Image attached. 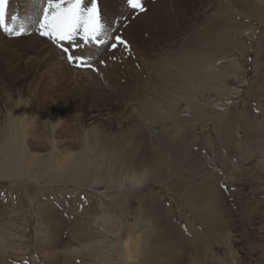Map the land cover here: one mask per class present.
Instances as JSON below:
<instances>
[{
	"label": "rangeland",
	"instance_id": "obj_1",
	"mask_svg": "<svg viewBox=\"0 0 264 264\" xmlns=\"http://www.w3.org/2000/svg\"><path fill=\"white\" fill-rule=\"evenodd\" d=\"M156 1L143 0L145 10L138 12L131 9L126 0H96L100 22L109 27L108 36L105 37L109 43L100 48L86 45L83 48L72 49L67 41L61 42L70 49L74 56H87L93 53L97 73L91 69L74 67L67 61L60 47L48 37L39 34L35 21L40 19L41 11L45 6L41 0H9L6 5L5 26L12 25L15 30V23L11 20L12 16L20 20L28 18L31 23L26 34L20 36H12L0 30V141L5 140L4 135L8 134L7 128L10 125L9 115L11 114L15 116V119L17 117L28 119L27 136L24 140L21 138L17 141V148L24 151L26 157L29 158L35 154L44 155L56 147V152L53 154L55 158H60L62 152L73 154L83 152L85 133L90 132L89 141L93 143L96 136L92 135V128L99 131L107 129L114 137L115 122L117 119L124 118L126 110L141 114L145 117L146 128L144 129L148 133L146 145L156 143L157 148L160 146L159 143L168 141L182 149L190 150L198 157V160L200 159L199 162L203 163L205 169L219 174L218 188L225 206L232 211L235 210L234 212L240 215V218L241 216L245 218L240 226V231L244 232L240 234L258 247L264 242V231L252 227L248 219L252 218L251 220L255 223L253 216L258 218L260 222H257V225L254 224L255 226L264 223V175L256 171L257 162L264 160V98L257 93L258 89L263 88L261 79L264 78V73L258 75L257 78L252 76L255 66L264 71V45L260 51L255 49L257 41H261V37L264 40L262 34L264 25L258 27L257 30L253 29L255 25H258L257 22L240 14L230 6L229 0H164L154 13L155 15L150 14L148 19L145 18L142 21L141 18L149 14L150 10H147L149 4H154ZM256 1L261 5L264 4V0ZM82 6L90 7V4L85 3ZM139 13L142 14L141 17ZM218 18L226 23L236 24L231 29H227L225 36L228 38L229 35L234 43L242 45L241 50L231 51L230 55L225 56L224 59L243 57V53L249 55L247 73L245 79H241L239 96L233 93L226 99H235L230 104V109L242 104L245 99L249 100V104L251 103L249 106L252 117L249 120V128H247L257 144L253 151L252 147L247 144L249 139L246 136L243 121L233 133L237 143H233L229 150L227 143L230 140L219 144V132L215 130L213 124L203 127L202 124L193 122L183 127L182 122L171 117V112L154 107L156 103L163 102L165 98L179 97L180 93V96L190 93L183 84L189 81L195 83L197 77L200 79L201 74L199 72L193 74L192 71L185 69L187 65L179 66V62L191 57L190 59L197 61L200 68L207 63L201 59L202 53L200 49L198 50V45L193 44L195 41L192 42L191 39H194L193 34L199 28L210 23L212 19ZM240 25L249 26L250 29L245 30L246 34L242 33L243 27ZM117 35L127 42V48L115 40ZM111 43H117V48L112 49ZM54 52L59 54L56 55ZM255 56L262 59H254ZM100 61L104 63L101 64ZM177 78L181 81H179L180 88ZM248 88L251 90L247 91ZM226 99L224 102L228 101ZM241 155L246 156L244 158ZM216 159L219 160L215 162ZM170 161L169 156L163 157L164 168L169 172L171 171ZM239 166L242 167L240 170ZM244 168L247 172L243 171ZM107 173H114L112 177H118L124 172L122 173L116 164L113 168L106 170ZM188 174L189 172L183 174L186 181L197 184L206 183L205 178L201 180L193 174L189 176ZM183 175L177 176L180 178ZM62 188L58 194L45 189L42 197L46 198L44 199L46 203H51L50 207L61 213L65 221L58 244V249L64 253L57 255L56 264H87L90 262V259H87L91 255L86 252L80 254L70 245L78 246L77 240L72 241L77 230L92 227L94 218L100 212L98 205L101 204V199L92 195L88 196L85 191L75 193L76 191L70 185ZM99 190L103 191L102 188ZM140 190L141 188L130 191V194L126 195V197L129 196L128 200L131 198L132 206L128 207L129 209L125 206L126 210H124L125 207L117 209V215L131 218L140 212V205L144 199L141 191L145 194L146 201L151 202L152 205L166 209L176 206L178 210H182V206H188L183 201L185 191L175 188L166 181L162 180L160 184L148 181L143 186V190ZM23 195L24 192L19 184L9 185L8 180H0V236L8 234L4 238L5 241L12 245V249L20 252L19 257L12 259L14 263L30 264L32 256L24 253L25 245L18 247L20 242L18 237L27 228L28 234L34 231L35 219L29 216L35 205L32 206L28 196ZM129 211L130 215L127 213ZM25 214L29 219L24 218ZM12 223L22 224V226ZM29 241L34 244L31 250L35 249L37 246L35 239L31 236ZM22 254H24L23 257ZM34 257L40 260V256L35 255ZM45 261L51 264V261L46 258L41 264H45ZM1 262L5 263L0 260Z\"/></svg>",
	"mask_w": 264,
	"mask_h": 264
},
{
	"label": "bare ground",
	"instance_id": "obj_2",
	"mask_svg": "<svg viewBox=\"0 0 264 264\" xmlns=\"http://www.w3.org/2000/svg\"><path fill=\"white\" fill-rule=\"evenodd\" d=\"M163 1L157 0L156 3L149 4L147 8L148 11L150 10L149 14L141 18L142 21L145 18L148 19L150 14L156 13ZM229 1L230 6L240 14L257 22L258 25H255L253 29L257 30L258 27L264 25V4L261 5L256 0ZM139 16L141 17L142 14L139 13ZM209 22L199 28L193 34L194 39H191L192 42L195 41L194 45H198V50L200 49V53H202L201 59L207 63H204V66L200 68L197 61L190 59L191 57L189 59L187 57L188 60L186 61L179 62V66L187 65L188 67L185 69L192 71L193 74L199 72L201 74L200 79L197 77L196 82L193 80L195 83L189 81V83L183 84L185 89L190 92L188 95L180 96V93L179 97H175L174 94V97L165 98L163 102L152 106L171 112V117L182 122L183 127H187L193 122L200 123L203 127L213 124L215 130L219 132V144L230 140L227 143L229 150L233 143H237L233 133L243 121L246 136L249 139L247 144L252 147L251 150L253 151L257 144L253 141L251 131L249 132L248 129L249 120L252 117L249 106L251 103L249 104V100L245 99L242 104L232 105L234 108L230 109V104L235 99H226L228 95L233 93H237V97L239 96L241 79H245L247 73L249 55L243 53V57L231 60L224 59L225 56L230 55L231 51L241 50L242 45L234 43L229 35L228 38L225 36L227 29H231L236 24L226 23L219 18ZM240 26L244 28L241 31L245 34V30L250 29L247 25ZM262 34L264 36L263 32ZM261 38V41H257L255 48L257 51H260L264 45L263 37ZM225 41L226 43H224ZM184 53L186 52L184 51ZM198 57L200 56L198 55ZM254 59L262 58L255 56ZM200 64L202 63L200 62ZM262 70L255 66L254 73L251 75L257 78L258 75L264 73ZM177 80L179 84V78ZM261 80L263 81V88L258 89L257 93L264 98V78ZM250 90L251 88H248L247 91ZM188 91L186 92L188 93ZM225 99L228 101L224 102ZM163 112L165 113V111ZM119 118L121 117L119 116ZM144 118L141 114L126 110L124 118L117 119L115 122L116 133L114 137L107 129L99 131L92 128L91 133L96 137L92 143L89 141L90 132L85 133L83 152L77 154L62 152L60 158H55L53 153L56 152V147H53V150L47 154H35L28 158L24 151L17 148V141L21 138L24 140L27 136L26 124L28 119L19 117L15 119V116L9 115L8 134L4 135L5 140L0 141V180H8L9 185L19 184L24 195H27L31 201V205H35L29 216L33 220L35 219L34 231L28 234L27 228L18 237L20 240L18 247L25 245L24 253L32 256L30 264H41L45 258L49 259L51 264H56L58 262L57 255L64 253L58 249V244L61 240L65 221L61 213L50 207L51 203H46L44 200L46 198L43 199L42 197L46 190L58 194L63 186L66 188L68 185L74 188L75 193L85 191L88 196L92 195L101 199V204L98 205L100 212L94 218L92 225L90 224L92 227L76 229L77 233L73 235L72 241L77 240L78 246L70 245L74 251L80 254L86 252V254L91 255L87 259H90L87 264H264V242L261 244L262 246L257 245L258 247H255L240 234V226L245 218L243 219L241 216V219L240 215L238 216L234 212L235 210L232 211L225 206L218 188L219 174L205 169L203 163L199 162L200 159L198 160V157L190 150L182 149L177 145L168 143V141L159 143L160 146L158 145L157 148L154 140H152L154 145H146L148 133L144 129L146 128ZM238 133L240 132L238 131ZM88 152L91 153L88 155ZM164 156H169L171 159L170 172L164 168ZM217 160L219 159H216L215 162ZM257 163L256 171L260 175H264V160ZM116 164L122 173L148 166L152 170L149 181L160 184L163 180L175 188L185 191L183 201L188 206H182V210H178L176 206L166 209L152 205L151 202L146 201L145 194L141 191L143 187H141L140 193L144 199L143 203H140V212L133 217L130 216L131 218H123L122 215H117V209H123L125 206L130 208L132 205L130 203L131 198L128 200L129 196L126 197L130 191H119L109 182L114 173L106 174V170L113 168ZM225 167L227 170V165ZM167 168H169L168 165ZM241 168L239 166V170ZM245 168L243 171L247 172ZM239 170L238 173H240ZM186 172H189L188 176L193 174L201 180L205 178L206 183L197 184L196 182H188L189 180L186 181L187 179L183 175ZM177 175H183V177L179 178ZM99 188H102L103 191H100ZM127 213L131 214L130 211ZM29 217L25 214L24 218L27 220ZM44 217L45 219H42ZM251 219L248 220L252 227L264 231V223L255 226L254 224L260 220L258 221V218L253 216L256 221L253 223ZM12 224L16 225V223ZM16 226H22V224ZM242 232L244 231L242 230ZM7 235L0 236V260L5 262L0 264H17L12 259L19 257L20 252L12 249V245L7 244L4 239ZM31 236L37 244L33 250L31 249L34 244H31V240L29 241ZM23 255L21 256L23 257ZM35 255L40 256V260L34 257Z\"/></svg>",
	"mask_w": 264,
	"mask_h": 264
},
{
	"label": "snow or ice",
	"instance_id": "obj_3",
	"mask_svg": "<svg viewBox=\"0 0 264 264\" xmlns=\"http://www.w3.org/2000/svg\"><path fill=\"white\" fill-rule=\"evenodd\" d=\"M9 0H0V30L12 36L26 34L31 21L28 18L23 20L12 16L15 23V30L12 25L5 26L6 5ZM45 4L41 11V17L35 21L39 34L48 37L53 43L61 48L66 55L67 61L74 67L81 69H91L98 73L95 67V56H74L68 47L61 42L67 41L72 49L83 48L86 45L93 48H100L108 44L105 39L108 36L109 27L100 22L97 12L96 0H41ZM85 3L90 7L82 6ZM127 5L138 12H143V0H126ZM66 5V6H65ZM115 40L128 47L127 42L120 36H115ZM111 48H117V43H111ZM115 59V57H113ZM101 64L104 61H100Z\"/></svg>",
	"mask_w": 264,
	"mask_h": 264
},
{
	"label": "clouds",
	"instance_id": "obj_4",
	"mask_svg": "<svg viewBox=\"0 0 264 264\" xmlns=\"http://www.w3.org/2000/svg\"><path fill=\"white\" fill-rule=\"evenodd\" d=\"M152 170L148 167L133 169L128 173H123L118 177H111L110 183L119 191H136L143 187L151 178Z\"/></svg>",
	"mask_w": 264,
	"mask_h": 264
}]
</instances>
